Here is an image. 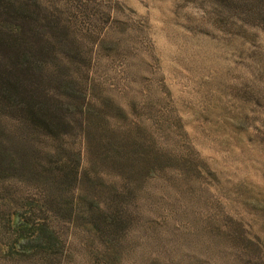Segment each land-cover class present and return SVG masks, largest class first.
<instances>
[{"label": "rangeland", "instance_id": "374dc122", "mask_svg": "<svg viewBox=\"0 0 264 264\" xmlns=\"http://www.w3.org/2000/svg\"><path fill=\"white\" fill-rule=\"evenodd\" d=\"M12 1L54 49L49 71L69 74L55 87L75 129L0 104V264H264V22L250 7Z\"/></svg>", "mask_w": 264, "mask_h": 264}, {"label": "trees", "instance_id": "16d2710c", "mask_svg": "<svg viewBox=\"0 0 264 264\" xmlns=\"http://www.w3.org/2000/svg\"><path fill=\"white\" fill-rule=\"evenodd\" d=\"M243 1L246 7H250L251 19H254L252 21L264 22V8L259 5V0ZM21 4L25 3L0 1V104H3L5 98L16 100L18 103L11 106V109L17 117L45 132L61 135L67 131V127L75 129L73 112L71 113L72 103L69 102L70 94L57 92L55 87L56 82L69 79V74L60 76L57 72L49 71L51 68L44 63L43 57L54 49L48 47L46 50L37 35L29 31V24L36 27L35 19L18 14L23 9ZM11 11L15 14H11ZM70 80L74 90L86 93V87L72 77ZM73 109L79 112L83 107L76 104ZM83 125L82 123L81 126ZM77 161L79 162L80 158ZM78 173L76 167L72 177L74 182L79 179ZM95 203L87 212L91 213L95 221L99 222L101 218L103 223L107 222L108 214L100 210L102 206L99 202ZM97 210L104 213L97 214ZM47 231L49 226L41 227L38 231L41 239L44 237L45 241L49 238ZM59 247L62 252V240Z\"/></svg>", "mask_w": 264, "mask_h": 264}]
</instances>
